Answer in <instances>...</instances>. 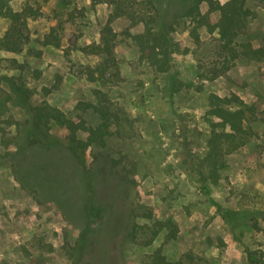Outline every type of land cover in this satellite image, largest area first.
Segmentation results:
<instances>
[{
  "label": "rangeland",
  "instance_id": "obj_1",
  "mask_svg": "<svg viewBox=\"0 0 264 264\" xmlns=\"http://www.w3.org/2000/svg\"><path fill=\"white\" fill-rule=\"evenodd\" d=\"M160 1L170 15L181 18L196 0ZM262 1L244 3L253 47L264 32ZM25 3L38 8L40 16L28 21L20 53L0 51V80L20 77L32 92V104L48 103L94 128L101 122L94 107L102 106L109 121L102 155L114 161V168H125L128 177L111 187L108 178L97 188L96 199L115 215L134 208L139 225L171 218L178 231L169 239L162 230L144 245L145 237H127L130 224L110 234L103 217L89 224V245L77 257L72 247L85 228L78 215V175L68 168L52 174L40 149L10 160L25 115L1 81L0 264H146L157 250L168 261L189 257L185 264L191 259L193 264H251L250 251L264 264V65L238 58L224 75L212 78L214 66L220 70L226 64L223 55L218 57L217 34L202 30L197 45L181 18L170 33L179 53L171 58L169 72H158L140 58L129 37L143 26L118 17L110 23L114 58L104 69L102 55L80 48L99 43L108 5L91 6L90 0H12L10 5L19 11ZM199 8L206 12V3ZM7 27L0 18V37ZM51 30L59 48L41 43ZM14 60L23 70L11 67ZM231 94L255 106V120L249 122L255 135L228 156L226 168L211 181L199 165L207 152L209 98ZM48 127L54 136L66 135L53 122ZM95 146L85 157L92 169Z\"/></svg>",
  "mask_w": 264,
  "mask_h": 264
},
{
  "label": "trees",
  "instance_id": "obj_2",
  "mask_svg": "<svg viewBox=\"0 0 264 264\" xmlns=\"http://www.w3.org/2000/svg\"><path fill=\"white\" fill-rule=\"evenodd\" d=\"M11 1L0 0V18L8 22L6 31L0 37V51L20 53L28 21L38 18L40 10L25 3L19 11H14L10 5ZM202 2L207 5V11L204 13L199 8ZM262 2L264 4V0ZM244 3L245 0H226L222 4L217 0H196L187 7L181 19L179 16L170 15L167 4L163 7L160 0H90L91 6L106 4L111 8V11L106 24L100 31L99 43L84 46L80 48V51L102 55L104 69L105 66L108 67L112 64L115 34H113L110 23L118 17H125L132 25L143 26L141 33L129 35L138 48L140 58L158 72H169L172 66L171 58L179 53L178 44L170 39V33L175 21L181 19L184 24H187L190 36L194 38V43L197 45L202 30L209 34L214 32L217 34L218 57L221 58L223 55V62L226 64H222L220 70L214 66L212 78L224 75L230 69L231 61L238 58L264 65V32L258 38L259 46L253 47L247 36L246 16L249 14V10L244 7ZM41 43L43 46L59 48L58 40L53 36V30L44 36ZM216 63L219 64L218 61ZM10 65L14 69L23 70L24 68L15 60L11 61ZM1 81L6 84L12 100L18 103L25 115L18 133L20 138L17 140L15 148L9 152L10 160L14 161L15 155H26V151L29 149H40L44 157V166L53 167L52 174H60L61 170L65 171L68 168L78 175L81 187L78 197V215L84 221L85 228L82 229L72 247V251L77 257L83 256L84 250L89 245L87 242L89 224L94 220H101L103 217L108 220L107 230L110 234H120L121 230H125L126 225L130 224L131 228L127 237H145L144 245L151 244L162 230L165 231L169 239L176 237L178 226L171 218L163 221L156 220L148 226L146 224L139 225L134 222V219L138 217L134 208L125 209L122 213L120 211L115 215V212L110 209V205L107 206L103 201L96 199L97 188L100 185L104 187L108 184V178L113 179L108 184L111 187L112 183L121 184L128 177L125 168H114V161L108 158L106 161L102 155L105 150V134L109 126L105 115L106 110L102 106L94 107L101 118L99 126L94 128L88 126L81 116L72 120L48 103L32 104V92L20 77H4L1 78ZM208 104L206 114L209 116L207 123L210 130L206 139L207 152L201 158L199 165L205 170L206 176L211 181H215L218 179L219 173L226 168L228 156L249 144L254 137L255 132L249 122L255 120L256 108L252 104L245 103L235 94L228 97L211 95ZM90 107L84 106L82 109ZM52 122L65 129L64 137H57L49 132L48 124ZM80 134H85V138L79 137ZM93 143L97 149L93 161L96 170L85 164L86 151ZM108 174L112 177L110 178ZM117 204L119 205V202ZM228 213L230 214V212ZM252 256L250 251L247 252L249 263L258 264L261 262L260 258L256 259ZM187 259L190 260L189 257H185V259L181 258L177 261H168L157 250L150 256L149 262L146 264H185L184 260ZM191 261L193 260L191 259ZM191 261L187 264H193Z\"/></svg>",
  "mask_w": 264,
  "mask_h": 264
}]
</instances>
